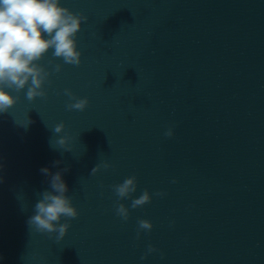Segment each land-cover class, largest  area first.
<instances>
[{
    "label": "water",
    "instance_id": "obj_1",
    "mask_svg": "<svg viewBox=\"0 0 264 264\" xmlns=\"http://www.w3.org/2000/svg\"><path fill=\"white\" fill-rule=\"evenodd\" d=\"M60 6L88 17L79 67L49 50L38 62L52 73L45 98L5 89L19 99L0 113V264H264V0ZM64 89L88 107L67 111ZM64 135L71 152L56 143ZM102 162L111 167L90 175ZM45 167L69 169L79 213L61 218L59 243L27 224L51 191ZM131 176L136 192L119 200L112 186ZM144 190L151 202L132 209ZM141 219L152 229L137 239ZM149 245L158 251L141 260Z\"/></svg>",
    "mask_w": 264,
    "mask_h": 264
},
{
    "label": "clouds",
    "instance_id": "obj_2",
    "mask_svg": "<svg viewBox=\"0 0 264 264\" xmlns=\"http://www.w3.org/2000/svg\"><path fill=\"white\" fill-rule=\"evenodd\" d=\"M88 17L82 13H73L69 9L60 6V0H0V113L7 112L16 103L19 97H14L5 89H13L17 93L25 88L26 99L29 102L37 97L47 96L44 90L45 83H50L52 74L38 62L52 51L53 58L62 59L64 64L79 67L81 52L77 50L76 35L81 30L82 23H87ZM53 72L61 71L60 64H53L50 60ZM69 102L65 107L67 111L83 112L89 105L88 99L75 96L70 89H64ZM31 121L21 126L26 127ZM65 131L63 122L55 125L53 132L57 135ZM171 138L174 133L171 127L164 133ZM70 137L60 136L56 141L60 149L71 152L68 147ZM60 161H54L53 166ZM2 167V165H0ZM111 165L107 162L95 165L90 175H95L101 168L107 170ZM69 169L64 168L54 174L48 168H41L40 172L49 178L51 191L41 193V199L34 206V215L30 216L27 224L36 232L56 234L55 241L59 243L66 235L70 224L61 223V218L67 220L76 219L79 215L72 206V198L66 196L68 187L63 180V173ZM2 182V177H0ZM176 183L175 180L172 181ZM137 189L136 177L126 178L122 183L112 186V190L119 200L128 199ZM153 195L163 197V192H155ZM152 196L147 190L135 199H132L131 208L143 207L151 202ZM115 214L123 221L129 218V210L122 203L115 206ZM137 239L140 232H150L152 224L147 220H138ZM158 251L151 245L147 253L141 256V260L148 254ZM161 259L163 255L161 254Z\"/></svg>",
    "mask_w": 264,
    "mask_h": 264
}]
</instances>
